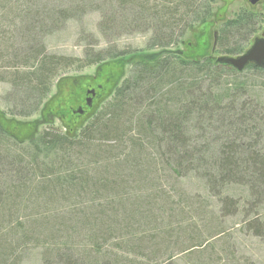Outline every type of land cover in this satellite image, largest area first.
Instances as JSON below:
<instances>
[{
    "label": "trees",
    "instance_id": "obj_1",
    "mask_svg": "<svg viewBox=\"0 0 264 264\" xmlns=\"http://www.w3.org/2000/svg\"><path fill=\"white\" fill-rule=\"evenodd\" d=\"M213 2L0 0V82L9 86L4 104L12 116L35 114L61 71L125 53L94 51L88 43L80 57L49 53L44 39L68 21L97 13L102 37L146 38L144 49L123 60L129 73L111 100L76 134L51 127L54 107H41L45 114L32 128L51 126L28 139L0 126V232L19 204L29 203L39 217L29 233L43 248L42 264H126L117 250L101 247L111 243L144 260L163 255L164 242L179 237L171 226L199 217L213 197L226 216L251 210L246 217L261 233L264 96L255 85L264 69L186 59L177 48L187 30L211 16ZM254 23L247 13L223 22L216 52L242 53ZM194 180L207 195L192 188Z\"/></svg>",
    "mask_w": 264,
    "mask_h": 264
},
{
    "label": "rangeland",
    "instance_id": "obj_2",
    "mask_svg": "<svg viewBox=\"0 0 264 264\" xmlns=\"http://www.w3.org/2000/svg\"><path fill=\"white\" fill-rule=\"evenodd\" d=\"M213 1L211 16L205 23L187 30L177 46L186 59L207 57L214 61L223 56L216 52V39L220 25L227 20L238 18L239 15L243 17L248 12H254L246 0ZM97 22V13H89L79 21H68L61 30L46 36L44 44L47 51L80 57L88 43L94 51L107 49L125 53L89 67L61 71L52 79L49 92L42 100L38 111L28 117H17L8 113L4 98L9 96V86L5 82H0V115L8 119L5 125L0 120V126L2 125L5 131L17 138L28 139L36 130L48 129L51 126H47L48 122H43L34 130L32 122L42 121L41 115L45 114L42 109L45 108L48 111L49 108L54 107L58 113L52 115L54 119L51 127L60 129L62 133L65 132L71 136L76 134L83 125L88 124L94 113L101 111L111 100L115 90L129 73L130 64L124 63L123 60L127 59L128 55L144 49L146 38L143 35H120L106 39L97 31ZM253 32L254 30L251 34ZM84 36L87 41H83ZM250 38H248L249 41L246 39L247 41L240 42L242 52L251 45ZM243 74L249 81L253 78L252 72L245 71ZM262 81L261 86L255 85V90L256 93H262L264 96V74ZM57 103L60 106L56 108ZM59 109L62 114H59ZM191 186L199 193L207 195L200 188L198 181L194 180ZM27 206L31 205L19 204L18 212H11V215L7 212L10 215V221L3 223L0 232V250L7 251L0 253V264H42L43 248L32 241L29 233L31 232L30 223L37 221L39 217H36L33 209ZM204 206L205 209L199 217L191 214L190 219L179 222L180 226L175 224L171 226L173 229H178L179 237L172 236L171 239L167 236L169 239L164 242L166 246H162L160 250L168 248L169 251H162L163 255L158 253L159 256H155L156 258L148 256L144 260L142 257L116 249L111 246V243L102 246L101 250H117L120 261H124L121 263L126 264H264V212L261 213L263 218L258 217L260 222H257L261 233L256 235L251 228L253 224L250 226L253 217H246L251 210L244 209L243 211L247 213L244 215L241 211L226 216L227 212L219 211L220 206L213 197ZM221 214L225 217L220 219ZM185 223H189L190 226ZM25 235L30 238L29 243L24 241ZM34 238L40 241L37 236ZM201 240L203 242H200ZM190 243L191 245L198 243V245L185 249L184 246L188 247ZM119 244L122 247V243L119 242ZM139 250L142 251V246Z\"/></svg>",
    "mask_w": 264,
    "mask_h": 264
},
{
    "label": "water",
    "instance_id": "obj_3",
    "mask_svg": "<svg viewBox=\"0 0 264 264\" xmlns=\"http://www.w3.org/2000/svg\"><path fill=\"white\" fill-rule=\"evenodd\" d=\"M216 60L237 71H242L250 63L264 68V39H254L252 45L236 57L220 56Z\"/></svg>",
    "mask_w": 264,
    "mask_h": 264
},
{
    "label": "flooded vegetation",
    "instance_id": "obj_4",
    "mask_svg": "<svg viewBox=\"0 0 264 264\" xmlns=\"http://www.w3.org/2000/svg\"><path fill=\"white\" fill-rule=\"evenodd\" d=\"M246 1H247L248 6L250 8H253V10H254V12H248L247 13L255 21V23H254L255 29H254V32H253L252 36H250L251 37L250 38L251 39V43L250 44L252 45V43L254 42V39H256V38L264 39V0H246ZM249 65L257 67V66H255L252 63L248 64L247 66H249ZM257 68H260V67H257ZM260 69H264V68H260Z\"/></svg>",
    "mask_w": 264,
    "mask_h": 264
},
{
    "label": "bare ground",
    "instance_id": "obj_5",
    "mask_svg": "<svg viewBox=\"0 0 264 264\" xmlns=\"http://www.w3.org/2000/svg\"><path fill=\"white\" fill-rule=\"evenodd\" d=\"M83 103V102H82ZM5 114V113H4Z\"/></svg>",
    "mask_w": 264,
    "mask_h": 264
}]
</instances>
